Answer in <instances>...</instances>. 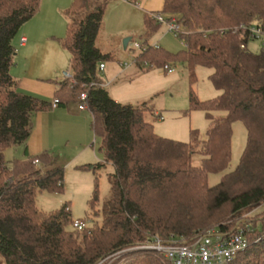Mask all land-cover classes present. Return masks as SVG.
Wrapping results in <instances>:
<instances>
[{
    "label": "trees",
    "instance_id": "obj_1",
    "mask_svg": "<svg viewBox=\"0 0 264 264\" xmlns=\"http://www.w3.org/2000/svg\"><path fill=\"white\" fill-rule=\"evenodd\" d=\"M109 2L73 0L67 8V34L60 42L70 53L75 82L57 81L50 100L22 91L11 72L14 40L40 10L41 0H0V257L6 264H118L124 255L141 254L144 264H166L155 251L127 249L153 237L189 242L214 227L229 233L243 229L250 241L230 264H263L264 47L252 51L249 43L256 40L233 30L246 25L264 31V0H165L161 13L168 20L177 17V36L186 46L177 53L149 42L163 23L146 14V33L134 57L141 70L170 73L174 64L183 63L191 84L197 81V66L213 70L209 78L218 95L202 99L190 92V110H204L210 121L207 137L192 129L188 142L157 134L154 121L162 115L147 102L121 103L106 88L100 64L115 54L103 51L97 38ZM83 92L104 160L80 168L92 170L96 178L105 169L111 188L98 208L96 182L90 206L102 220L89 225L81 219L85 227L78 229L69 202L49 212L37 206L39 193L64 191L65 167L52 152L29 154L27 142L34 114L51 109L55 99L60 106L78 104ZM217 111L226 114L217 116ZM236 121L247 129L241 160L209 185V175L231 163ZM12 147H23V158L8 160L6 150ZM196 153L202 156L199 165L193 162ZM258 208L253 220L242 219ZM121 251L128 252L112 261Z\"/></svg>",
    "mask_w": 264,
    "mask_h": 264
},
{
    "label": "rangeland",
    "instance_id": "obj_2",
    "mask_svg": "<svg viewBox=\"0 0 264 264\" xmlns=\"http://www.w3.org/2000/svg\"><path fill=\"white\" fill-rule=\"evenodd\" d=\"M72 2L73 0L70 1L67 8L70 7ZM42 4L43 17L47 19L45 22H51L55 16H61L57 10V0H42ZM67 8L62 12V15L65 14ZM163 8L164 7L158 9L155 13H161ZM122 12L127 13V10L115 0L111 9L106 14V28L111 27L108 25L109 15L113 13L119 15L120 13L123 14ZM161 14L168 19V16L163 13ZM173 18L177 19L176 16ZM125 23L126 28L134 25V29H132L131 33L122 35L121 33H116L120 31L118 28L112 27L111 30L105 28L98 42L104 51L113 52L115 54L114 60L106 62V76H103V79L105 80L104 82L107 83L106 88L111 93V96L121 103L140 105L143 102H147L163 116L162 119L159 118L154 121L155 132L161 136L188 142L191 140V130L198 129L201 137L205 139L207 137L210 121L204 110H190V92L191 89H193L200 98H211L212 94H214L215 87L209 77L213 70L205 66H197L195 70L197 81L193 84L190 83L189 71L183 63L174 64V71L171 73H167L163 69L157 68L152 69L149 72L146 71L147 73L143 74L140 71V68L134 63V57L140 51V48L134 47V43L138 42L141 44V38L145 35L146 26L144 11H141V13L129 11ZM59 25L60 24L58 23L56 24L57 27L55 30L62 34L59 35L60 38H64L67 34V22L64 25ZM112 30L115 33L108 34V32H111ZM47 31L48 30L46 29L44 34L47 33ZM127 37L133 38L130 49L124 48L123 41ZM57 43L62 47L61 42ZM151 44L160 45L173 53L185 50L186 48L183 40L179 38L175 32L170 31L168 24H162L159 30L154 33L151 38ZM259 46L258 41L252 40L249 43V48L252 51H258L260 49ZM121 63L129 64V68L124 70L121 67ZM61 70V73L56 75L58 79L63 78V71L69 70V62L66 67ZM108 81L110 84H108ZM87 114L86 120H88L90 112H87ZM215 114L221 116L226 114V112L217 111ZM72 121L73 120H69L66 122H69L66 138L63 137V133L65 132L67 125H64L66 128H63L61 140L58 142L54 152L51 151L59 160V163L65 166L64 191L58 193H39L37 196V206L41 210L49 212L61 208L66 202H69L74 220L87 219L88 224L92 225L95 222H101L102 220L101 215L94 216L92 214L90 206V200L96 188V182H98L97 187L99 189L101 200L97 207L100 208L103 200L110 195L111 181L109 173L105 169L99 170L96 178V174L92 170L80 168L82 165L98 161V158L95 157L93 146L95 147V150L98 151L101 161L104 160V155L99 151L100 139L96 137L90 122H87L88 124L85 126L88 131V135H86V132L83 133L84 130L79 125V121ZM67 139H70V142L73 143H68ZM86 144H88L87 150L84 149L86 148ZM246 144V126L242 121H236L233 124L231 163L226 171L210 174L208 179L209 185L219 183L226 172L237 167ZM22 155L23 149L21 147H12L6 150V157L8 160L22 158ZM201 159L202 156L196 153L193 156L194 164L199 165ZM258 211L259 208L248 211L243 215L242 219L251 221ZM126 252L128 251L116 253L111 260L114 261L115 259L120 258ZM142 258H144V256L141 254L124 255V257H121L118 264H144V261H141ZM0 264H6L2 257H0Z\"/></svg>",
    "mask_w": 264,
    "mask_h": 264
},
{
    "label": "crops",
    "instance_id": "obj_3",
    "mask_svg": "<svg viewBox=\"0 0 264 264\" xmlns=\"http://www.w3.org/2000/svg\"><path fill=\"white\" fill-rule=\"evenodd\" d=\"M70 1L71 0H57V5H58L57 10L59 14H61V16L60 15H59L60 17L55 16L51 22L49 21L45 22L47 19L43 17V13H42L43 4L41 0L40 10L37 12V14H35L30 20H28L22 26V28L20 29V34L16 36L14 40V45L16 46L17 53L15 57V64L12 67L11 72L14 78L18 80L19 88L22 91L27 93H32L34 95L40 96L42 98H47L50 100H52L55 97V92L58 88L57 81L62 79V78L58 79L56 75L61 73L62 71L61 69H64L68 64V62H70L69 60L70 53L68 52V50L65 49L63 46L60 47L57 43L60 42L61 38L59 37V35L62 34L57 32L55 29L57 27L56 26L57 23L60 25L61 24L64 25L67 22L68 25V17L65 16L66 13L62 15V12L65 11V9L69 6ZM114 1L115 0H110V2L108 3L105 9L104 22L98 34L97 44L99 42L102 32H104L107 26L106 14L111 9ZM117 1L121 4V6H123V8H125V10H127V13L122 12L123 14L120 13L119 15H117L116 13L110 14L108 17V25H110L111 27H107L106 29L109 28L111 30L112 27L118 28V30L120 31L116 33H121L122 35L131 33L132 29H134L133 27L134 25L133 26L131 25V27L126 28L125 22L126 19L128 18L129 11L138 12V13L144 11L145 16L146 14H150L153 17L154 14H158L155 13V11H158V9L164 7L165 4V0H142L138 3H134L131 0H117ZM145 26H146V21H145ZM46 29L49 32L47 31V33L44 34ZM109 33H115V32L112 30L111 32H108V34ZM22 36L26 37V41L24 43H21ZM151 38L149 39L150 43H151ZM132 41L133 38L129 42L127 48L125 47L124 48L130 49L132 45ZM98 46L104 51L101 45L98 44ZM121 67L124 70H127L129 68V64L126 67L121 65ZM106 70H107V65L105 63V69L102 72L100 71V75L103 82L105 81L103 79L104 78L103 76H106ZM140 71L143 74L147 73L146 71H143L141 69ZM104 84L106 86L107 83L104 82ZM108 84H110V82ZM218 94L219 91L214 89V94H212L211 98L215 97ZM87 112L90 111L80 110L78 108V104L76 103H68L66 106L58 105L55 108H51L46 111H39L36 114H34L33 131L27 142V149L29 154L35 155L43 151L54 152V149H56L58 142L61 140L63 128L64 129L66 128L64 127V125H67V128L63 133V137L66 138V132L69 123L66 122L69 120H73L72 122L79 121V125L84 130L83 133L86 132V135H88V131L86 130L85 126L89 122L91 125L92 114L90 112L89 115L90 119L88 118V120H86L87 119L86 117L88 115ZM67 141L68 143H73L70 142L71 141L70 139H67ZM85 146L86 148L84 149L87 150L88 144H86ZM21 148L23 149V147ZM93 150L95 153V157L98 158L97 160L101 161V158L98 155L99 153L97 150H95L94 146H93ZM98 161H94L90 163H96Z\"/></svg>",
    "mask_w": 264,
    "mask_h": 264
},
{
    "label": "built area",
    "instance_id": "obj_4",
    "mask_svg": "<svg viewBox=\"0 0 264 264\" xmlns=\"http://www.w3.org/2000/svg\"><path fill=\"white\" fill-rule=\"evenodd\" d=\"M153 17L163 24H168L170 31L177 35L181 29V25L177 19H166L161 13L154 14ZM245 31H247L245 33ZM233 33L240 34L241 38L251 37L264 47V31L260 27L241 25L233 30ZM248 34V36H247ZM26 41V37H21V43ZM245 45V44H244ZM244 45H242L244 47ZM134 47L140 48L141 44L134 43ZM124 67L128 64L123 63ZM105 69V63L100 64V71ZM174 71L169 68V72ZM63 78H70L72 83L75 82L73 72L69 70L63 71ZM81 101L78 103L80 110H89L87 103L88 93L83 92L80 95ZM58 106V100H54L52 108ZM39 163V160H35ZM74 226L78 229L85 227L82 220H74ZM250 244L249 239L243 229L229 233L212 228L204 234L195 237L192 241H180L176 239L163 240L160 237H153L152 240L138 245L132 249L152 250L163 256L167 264H230L236 255L245 251ZM103 262L100 261L99 264Z\"/></svg>",
    "mask_w": 264,
    "mask_h": 264
},
{
    "label": "water",
    "instance_id": "obj_5",
    "mask_svg": "<svg viewBox=\"0 0 264 264\" xmlns=\"http://www.w3.org/2000/svg\"><path fill=\"white\" fill-rule=\"evenodd\" d=\"M132 40L131 37H127L126 39H124L123 43H124V47L127 48L129 42Z\"/></svg>",
    "mask_w": 264,
    "mask_h": 264
}]
</instances>
